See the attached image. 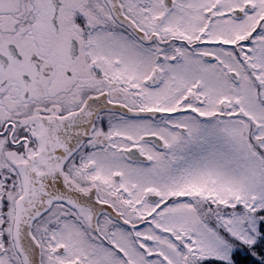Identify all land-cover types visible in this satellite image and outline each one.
<instances>
[{"label": "snow or ice", "instance_id": "snow-or-ice-1", "mask_svg": "<svg viewBox=\"0 0 264 264\" xmlns=\"http://www.w3.org/2000/svg\"><path fill=\"white\" fill-rule=\"evenodd\" d=\"M0 264H264V0H0Z\"/></svg>", "mask_w": 264, "mask_h": 264}]
</instances>
